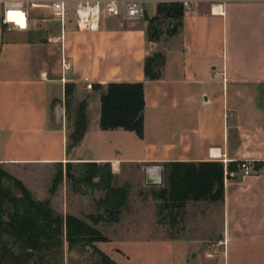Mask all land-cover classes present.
<instances>
[{
    "label": "crops",
    "instance_id": "crops-1",
    "mask_svg": "<svg viewBox=\"0 0 264 264\" xmlns=\"http://www.w3.org/2000/svg\"><path fill=\"white\" fill-rule=\"evenodd\" d=\"M153 5L146 17L157 14ZM146 17L138 23L108 17L97 32L68 25L63 46L53 42L59 35L35 30L4 34L0 165L28 181L36 168H48L47 201L53 207L58 197L64 215L81 219L105 211L107 191L82 186L87 194L73 192L66 168L108 165L112 186L130 188V214L113 236L97 243L118 264H264V173L225 172L224 201L187 202L176 235L157 233L155 208L131 200L132 186L142 181L148 187L149 166L163 167L164 180L165 165L172 162L219 161L227 168L249 161L264 168V0L231 2L219 14L201 4L184 16L178 38L160 42L148 40ZM159 52L166 57L162 76L151 80L145 61ZM62 57L70 64L65 74ZM111 81L144 83L143 139L123 129L101 130V95ZM82 104L87 128L68 150ZM59 108L64 115L58 121ZM56 167L65 168V181L52 195Z\"/></svg>",
    "mask_w": 264,
    "mask_h": 264
},
{
    "label": "trees",
    "instance_id": "trees-1",
    "mask_svg": "<svg viewBox=\"0 0 264 264\" xmlns=\"http://www.w3.org/2000/svg\"><path fill=\"white\" fill-rule=\"evenodd\" d=\"M184 12L180 4H159L156 17L147 28L150 42L158 41L162 35L159 22L171 20V34L183 30ZM166 57L163 53H155L145 61V74L151 80L162 76ZM98 89H103L98 85ZM69 95V89H66ZM146 107L143 82L111 81L105 85L101 95L100 128L103 131L123 129L135 133L140 139L145 134ZM86 105L82 104L76 122L75 131L69 135L68 150L77 146L84 137L87 128ZM90 168L85 177L72 175L69 164L66 176L76 186V191L87 194L82 186L91 189H105V210L120 211L127 204L126 188L115 189L112 186L113 176L110 167L97 164H80ZM105 167L109 170L106 177H100L95 169ZM226 170L230 173L237 170L236 163L227 168L219 161L208 162H172L165 165V181L160 193L155 197L162 202L160 208L181 212L189 201H205L209 203L223 202L225 195ZM228 177V176H227ZM63 173L55 179L51 194L62 182ZM98 180V182H95ZM80 187H77L79 186ZM20 191L18 196L16 191ZM66 231L68 247L72 251L79 245L88 248L96 264H117L97 246L107 239L82 219L68 215L65 219L54 212L49 201H37L22 186L20 180L12 181L9 175L0 168V235L12 237L19 243L18 253L0 243V264H45L48 253L57 254L62 247V236Z\"/></svg>",
    "mask_w": 264,
    "mask_h": 264
},
{
    "label": "rangeland",
    "instance_id": "rangeland-1",
    "mask_svg": "<svg viewBox=\"0 0 264 264\" xmlns=\"http://www.w3.org/2000/svg\"><path fill=\"white\" fill-rule=\"evenodd\" d=\"M153 6H154L153 3L146 4L145 5L146 12L151 13ZM155 17L156 15L153 17H146L147 28ZM171 24H173L171 20H162L159 22L158 25H159V29L162 35L160 36L159 40L155 42H160L163 39L178 38L181 35L182 29H179L178 33L176 32L173 35L171 34V31H170ZM35 27H36L35 31H39L46 36L60 35V24L57 22L48 21V22H45L41 27H38V26H35ZM10 35L13 36L16 34H10ZM59 52H60V44L54 46V53H56L57 58L59 57ZM0 168L9 175V178L12 181L16 182V180L21 179L20 181L22 182V186L25 188V191L28 192L35 200L37 201H47L48 200L47 198L49 195V186L51 182V171L48 168L39 167V168H36L33 172L31 171L32 173H30L31 176L29 177V180L31 179L32 181L31 180L28 181L26 175L22 176L21 178L16 176L12 172L11 168H8L2 165H0ZM237 168H238V165H237ZM89 169L90 168L80 166V165H72V167L70 168V171L72 175L81 178V177H85ZM95 171L98 172L100 177H106L109 172V170L105 167H102L100 171L98 169H95ZM60 173H63V178H62V182L57 186L56 192L58 188L60 187V185L62 183L64 184V181H65V168L64 167H56L54 169L53 184H54L55 179L58 178V175ZM136 177L137 176H135V178ZM67 181L68 183L70 182V185L72 186L71 187L72 191L78 192L76 191V186L73 184V182L69 180L68 178H67ZM77 187H80V185ZM113 187L115 189L119 188L118 184L116 183H115V186ZM132 187H133L134 193H133L131 200L132 202L135 203L134 206L144 207L146 205V206L155 208V213H156L157 221L159 225L158 226L159 230L157 233H162V234H165L166 236L179 234L180 229H181L179 221L181 218L182 211L178 212L176 210H167V209L163 210L162 208H160V206L162 205V202L161 201L160 203L157 202L158 200H156L155 197L160 193L161 187H145L143 186L142 181H139L137 185H134ZM29 188H32V190L35 191L36 193H34ZM123 188L127 189L128 195H129L130 188L128 186H125ZM16 192L18 196L21 195V192L19 190ZM79 192L83 193L82 191H79ZM58 201H59V198L57 197L56 205L53 207L51 206V207L54 210V212H56L57 214L62 216L63 219H65L68 215H64V213L60 211ZM217 203H222V202H217ZM128 207H129V203L127 202V204H125V206L120 211H118L119 209L117 208V206L113 210L104 211V209H100L101 212L97 210L92 215H88L85 219H82V220L88 226H90L91 228L99 232L102 236H106V235L113 236V233L115 231L117 232L116 229H120L122 222L125 221L126 217L128 216V213H129ZM101 223H107L110 225L109 226L107 225L105 227V226H102ZM1 242H6L7 247L9 249L18 253L19 243H17L14 238L0 235V243ZM87 249L88 248H84L83 245H79V247L70 251L68 247V238L66 236V231H64L63 236H62V247L59 249L57 254H53L54 252L48 253V256L45 257L46 259L44 260V263L45 264H96V259L93 258L90 251H88Z\"/></svg>",
    "mask_w": 264,
    "mask_h": 264
},
{
    "label": "built area",
    "instance_id": "built-area-1",
    "mask_svg": "<svg viewBox=\"0 0 264 264\" xmlns=\"http://www.w3.org/2000/svg\"><path fill=\"white\" fill-rule=\"evenodd\" d=\"M247 1L250 0H0V47L5 33H30L35 26L41 27L48 21L60 24V35L53 42L63 46L68 25H74L79 31L97 32L108 17L125 23H138L146 17L147 3L180 4L186 16L195 12L201 4L209 5L211 13L219 14L228 3ZM216 8L221 11L215 12ZM61 66L62 74L70 70L65 57L61 59ZM85 80L86 88L92 90L93 83L87 78ZM238 169L245 176L264 173V168L258 169L249 161L240 162Z\"/></svg>",
    "mask_w": 264,
    "mask_h": 264
},
{
    "label": "water",
    "instance_id": "water-1",
    "mask_svg": "<svg viewBox=\"0 0 264 264\" xmlns=\"http://www.w3.org/2000/svg\"><path fill=\"white\" fill-rule=\"evenodd\" d=\"M64 115V110L59 108L56 110V119L59 121ZM145 185L148 187L164 186V169L161 166H149L144 173Z\"/></svg>",
    "mask_w": 264,
    "mask_h": 264
},
{
    "label": "bare ground",
    "instance_id": "bare-ground-1",
    "mask_svg": "<svg viewBox=\"0 0 264 264\" xmlns=\"http://www.w3.org/2000/svg\"><path fill=\"white\" fill-rule=\"evenodd\" d=\"M217 9V8H216Z\"/></svg>",
    "mask_w": 264,
    "mask_h": 264
}]
</instances>
